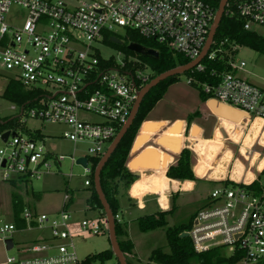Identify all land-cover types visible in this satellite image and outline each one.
Masks as SVG:
<instances>
[{
	"label": "built area",
	"instance_id": "obj_1",
	"mask_svg": "<svg viewBox=\"0 0 264 264\" xmlns=\"http://www.w3.org/2000/svg\"><path fill=\"white\" fill-rule=\"evenodd\" d=\"M14 7L26 13L19 25L5 22ZM216 10L207 0H78L76 6L60 0H0V77L29 95L23 104L12 101L10 110L16 112L20 124L29 119L61 126L65 131L60 139L74 146L86 145L80 156L64 157L48 152L36 132L24 136L7 128L3 132H9L7 140L0 137L2 180H39L51 175L52 166L60 167L65 159L78 165L77 160L84 158L87 166H79L88 177L84 186L89 187L91 160L103 156L105 145L111 144L128 121L138 90L153 78L150 67L138 56L117 50L119 59L102 58L92 44L111 47L105 36L113 43L117 38L113 29L120 27L191 62L201 55ZM223 16L236 18L246 31L264 28V0H227ZM238 49L235 42L213 39L203 59L190 70L186 85L196 84L208 96L207 101L212 99L240 111L250 121L264 123V89L237 75L245 67L236 62ZM204 61L226 69H213L214 81L201 84L194 75L205 72ZM250 184L228 180L212 190L183 232L194 253L221 249L226 257L238 256L236 264H264V186L259 183V190L253 191L245 188ZM71 199L66 190L61 209L51 216L24 207L22 229L13 221L0 220L4 247L18 232L49 234L48 241L34 242L20 251L35 256L7 257L5 264H84L74 240L103 235L107 224L100 217L75 220L69 211ZM114 219L122 222L118 214ZM87 264L119 263L113 257L105 263Z\"/></svg>",
	"mask_w": 264,
	"mask_h": 264
},
{
	"label": "rangeland",
	"instance_id": "obj_2",
	"mask_svg": "<svg viewBox=\"0 0 264 264\" xmlns=\"http://www.w3.org/2000/svg\"><path fill=\"white\" fill-rule=\"evenodd\" d=\"M60 1L70 6H76L78 0ZM25 16L26 13L24 10L18 7H14L5 17V22H7L8 24L19 25L25 18ZM254 31L264 37V28L257 27ZM113 33L117 37L116 42L118 43V46L124 47V45L126 44V30L120 27H114ZM120 42H123V45H119ZM92 47L97 49L99 55L102 58H120L117 50L113 47H109L101 43H93ZM235 58L237 63L243 62L245 64L243 70L237 72V75L247 82L264 89V55H261L248 48L239 47L238 51L236 52ZM147 72H150L149 69H147ZM186 80L187 78L185 74L180 75L177 83L172 85V87H169L164 97L160 100V102L156 104V106L152 110V113L154 116L160 119H164V121H166L167 123H172L177 120H183L194 111L199 110V112L201 113V117L196 118L191 123L186 132V136H190L193 127L195 125H199L202 130L197 134V141L200 142L205 139H213L214 132L217 128H220V124L218 123V120L210 116V111L207 109L205 104L201 103L198 100L196 101L197 90L187 86ZM14 87V83L7 84V80L0 77V122L12 119L10 121L11 123L8 125V129H14L20 135L27 136L36 132L41 136V138H43V145L50 153H54L55 155H62L64 157L76 158L80 156L86 145L80 144L74 146L71 143L60 139L62 133H64L65 131L63 127L39 123L29 119L26 120L24 124L19 123V120L15 118V116H17L16 112L10 110L13 102L5 97V94H7L8 91H10ZM186 87L189 88V90H187ZM188 91L192 92L195 97L189 94ZM86 118L92 121H96V118L94 117ZM152 119L154 118L145 117L143 122H147ZM21 120H24V118H22ZM248 127L249 123L246 124V122L236 127V130L242 134L238 143H234L232 141L233 139L229 140L230 138L228 139V137L224 134L222 143H224L225 148H228L232 151L233 160L239 159L246 168H248L251 163L249 164L248 161H244L243 158L240 157V148H247L246 152L248 153L249 157H251L253 154L258 155V158L254 161V165H252V173L256 176V178L259 179V183L264 186V173L257 175L254 171L259 158L264 156V146H261L259 144V141H257L252 149H248L249 146H246L244 144V139L248 132ZM138 132L136 133V135L138 134ZM161 133H163V131L159 132L158 134L160 135ZM198 142L193 143V145L186 144L184 147L188 148L192 152V165H194L195 159H198V156L194 151L196 150ZM149 144L152 145L151 142ZM2 147V142L0 140V149H2ZM107 147L108 146L105 145L104 149L106 150ZM233 160L227 166L229 171H231L232 169L234 163ZM69 174H72V176L70 178H67ZM83 175L84 173L82 167L79 165H72V162L69 159H65L60 167L52 166L51 175L43 176L39 180L29 179L25 181H18L16 179L14 184H11V182L3 181L0 173V220L5 223H10L13 221L14 196H16V198L21 202L23 207L36 210L38 215L45 214L51 216L53 214H56L61 209L63 203V195L65 194L66 189L67 192L72 196L69 211L77 216V221L81 219H97L98 217L105 218L102 209L89 211L86 210V201L89 198L90 192L84 186V181L87 180L88 177H84ZM158 182L159 181H157V184ZM173 184H176L173 186V188L177 189L179 183L173 181ZM220 185L221 183L213 184L208 182H197L195 188L191 192H180V194L177 195L169 194L168 197H164V195L160 193L156 194L158 196V200L161 197H163L164 199L167 198V200L169 201V208L170 202L173 198L172 201L174 204V209L173 212L166 218L167 227L156 229L148 233H141L137 221H133L132 223L127 225L129 239L134 246L132 255H127L128 263L156 264L153 261H150V256L153 251L159 249L164 253H169L170 248L165 236L166 229L175 228L180 225H188L189 223H191L196 213L200 211L205 205L206 199L208 198L212 190L218 188ZM171 196L174 197L171 198ZM133 198H137L140 200L142 196ZM153 198L155 197H152V199ZM117 200L120 204H122L120 197ZM161 205L162 203L160 204V207H162ZM140 206L142 208V203L140 204ZM169 208L167 210H169ZM159 211L163 210L159 209ZM122 212L123 210L121 211L120 207L117 214L121 217V220L123 219V221L126 222V219L122 218ZM139 215L141 217L148 216L150 215V211L146 210L139 213ZM125 225L126 224H123L122 227L126 228ZM107 236L108 234L105 233L103 235L95 237L87 236L83 239H75L74 243L76 246V253L78 255V258H85L87 252L95 255V253L98 254L102 250H105L106 248L103 247L104 244H106V247L108 246ZM12 238L14 242V248L10 251H7L6 255L8 257L16 258L19 256L18 248L20 245L25 246L30 240L36 239L38 240H36L35 243L40 244L43 242V240H48L49 234L46 231L32 230L24 231L21 233L18 232L13 235Z\"/></svg>",
	"mask_w": 264,
	"mask_h": 264
},
{
	"label": "trees",
	"instance_id": "obj_3",
	"mask_svg": "<svg viewBox=\"0 0 264 264\" xmlns=\"http://www.w3.org/2000/svg\"><path fill=\"white\" fill-rule=\"evenodd\" d=\"M214 6L215 9L218 8L220 0H207ZM126 44L124 47H119L118 44L111 43L109 41L110 37L105 36V43L109 44L116 50H120L127 55L138 56L143 62H145L153 72V78L167 70L173 69L177 66H182L189 61L183 57L176 55L173 56L169 50L161 45L156 44L153 41L146 40L138 35L136 31L126 30L125 33ZM227 39L229 42H235L239 47L248 48L255 51L261 55H264V37L257 34L254 31H246L243 28L242 22L238 21L236 18H230L222 16L214 40ZM128 44H138L145 49H153L157 52V57H149L144 55H139L133 53L127 49ZM206 70L204 73L195 74L196 80L203 83H211L214 78L211 76V71L216 69L218 72L223 71L224 66L217 63H206ZM186 78L191 76L190 71L185 73ZM193 76V75H192ZM180 76H175L169 78L155 88H153L149 93L143 98L136 118L133 125L125 134L117 148L115 149L112 156L109 158L108 162L102 169L100 173V184L102 191L106 197V200L111 208L113 215H117L119 211L118 201L115 196L118 193L119 187L124 191L129 188V194L131 197L143 196L146 193L157 194L158 180L164 181L169 184L171 180H176L179 182L189 181L197 182L198 179L195 178L192 171V152L188 149H183L175 164L170 166L164 174L156 176H140L138 178L137 174L131 173L127 167L126 163L129 157V152L138 132L142 122L149 112L155 107V105L163 98L167 89L177 83ZM15 84V83H14ZM192 88L197 90L198 98L202 103L207 101L208 96L202 92V88L198 87L196 84L191 85ZM5 97L10 101L17 103H25L29 100V95H26L23 90L15 84V87L5 94ZM201 113L195 111L186 119V129L188 130L191 123L196 118H200ZM11 122L9 120H4L0 123V134L3 133ZM99 159L91 160V175H90V186L87 189L90 192L89 198L86 201L89 210H99L102 209L100 202L93 187V172L98 163ZM264 173V170L261 174ZM168 179H167V178ZM14 184V182H11ZM229 184V182H226ZM231 184V183H230ZM132 185V186H131ZM245 187V186H243ZM246 189H251L253 191L259 190V179L257 178ZM177 195V194H176ZM174 196H171V198ZM173 200V198H172ZM170 202V208L167 211H158L157 213L149 216L141 217L137 220L138 227L141 233L152 232L156 229H162L167 227V216L173 212L174 204L173 201ZM72 201V199H71ZM24 209L21 202L14 196L13 204V223L17 229L24 228L25 224L20 218V214ZM190 228V223L188 225H180L175 228H167L165 232L166 240L168 241L170 252L164 253L161 250H155L150 256V261L156 264H236L238 261V256L226 257L221 249H212L208 252L196 254L192 250L191 242L188 238H180L179 236ZM115 232L120 250L125 255L127 261V255H132L133 245L129 240H124L126 237V231L123 229L121 224L115 223ZM121 239V240H120ZM113 258L112 252L110 250H105L95 255L88 256L84 260V264L90 261H98L100 263H105ZM128 263V261H127ZM129 264V263H128Z\"/></svg>",
	"mask_w": 264,
	"mask_h": 264
},
{
	"label": "crops",
	"instance_id": "obj_4",
	"mask_svg": "<svg viewBox=\"0 0 264 264\" xmlns=\"http://www.w3.org/2000/svg\"><path fill=\"white\" fill-rule=\"evenodd\" d=\"M186 89L189 90V88L187 87ZM188 93L194 96L192 92L188 91ZM197 100L200 101L198 98V94H197L196 101ZM210 101H213V100H210ZM203 104L206 105V103H203ZM224 106L231 108L227 105H224ZM152 110L149 112L147 117H153L154 119L149 120L147 122H142L141 124L142 126L139 128V132L133 140V143H132V146L129 152V159L127 160V163H126L127 169L131 173H136L138 175V178H140V176H156L160 174L165 175L168 168L175 164L179 156L178 154L179 151H182L183 149H188V148H184L186 144L193 145V143L198 142L196 139L198 138L197 134L200 133L202 130L199 125H195L193 129L191 130V135L186 136L187 117L183 119L184 121L177 120L172 123H167L166 121H164V119H160L154 116L152 113ZM233 110L236 112H240L236 109H233ZM196 111H199V110H196ZM209 113H210V116L218 120V123L220 124V128L219 129L217 128L215 130L213 139H205L203 141L198 142V145L196 146V150H194L198 156V159L197 158L195 159V163L192 167V171H193V175L195 176V178L198 179L197 182H208V183L218 184V183H223L228 180H232L235 182H244L245 184L252 183L254 180L257 179L256 176L252 173V170H253L252 165H254V161L258 158L257 157L258 155L253 154L251 157H249L248 153L246 152L247 148H244V147L240 148L239 150L240 157H242L244 161H248L249 164L251 163L250 166L246 168L239 159L233 160L232 151L224 147V143H222V139L224 138L223 137V134H224L228 137V139L230 138L229 140L233 139L232 141L234 143H238L242 134L236 130V127L246 122V124L249 123V127H248V132L244 139V144L246 146H249L248 147L249 150L254 147L257 141H259V144L261 146H264V123L258 119L250 121L247 118V116L241 112H240L242 114L241 117H244L242 119L241 117L237 119L236 118L234 119V117L230 119L223 118V117L220 118V117L214 116L211 112ZM156 126H157L156 128L157 130H151L152 127H156ZM161 127H163L161 130V132L163 131V133L159 135L158 131ZM162 136L165 137L169 141H176L177 149L174 152H169V150L164 149L165 151L163 153V152H160L162 148H156V151L160 154V164L154 170H141V169H137L136 167H134L131 164V159L136 155V151L138 150L140 145L148 141L150 138L153 139L156 137L157 139H155L154 142H151L152 145L149 144L150 142L148 143V145L154 147L155 143H157L158 138ZM139 137H144V140L141 142V144L138 145L136 142ZM232 160L234 163H233L231 171H229L227 166ZM263 170H264V156L259 158L258 162L256 163L254 171L257 175H260ZM168 180L171 181L169 184H166L161 179L158 180L159 181L158 182V189H159L158 193L163 194L164 197H168L169 194L174 195V194H180V192H185V193L191 192L195 188V185L197 183V182H189V181L179 182V181L171 180V179H168ZM173 181L179 183V185L177 186V189L173 188V186L176 185V184H173ZM120 188L118 189V193L115 196V198L117 200L120 197L122 204H120L119 201L117 200L119 209L121 207V211L123 210L122 218L126 219V222H124L122 219V223H121V226L123 224H126L125 225L126 228L123 227V229L126 231V237H124L123 239L129 240L131 242V240L129 239L127 225L141 218L139 213L144 212L146 210L150 211V215L157 213L159 209L163 211H167V209L169 208V201L167 200V198L164 199L163 197L159 198L158 200V196L153 193H146L139 200L137 198H133L130 196L129 194L130 188L127 191H124L122 188L121 190ZM152 197H155V198L152 199ZM141 203H142V208L140 206ZM161 203H162L161 205L162 207H160ZM86 210L89 211L87 206H86ZM73 216H74V219L76 220L77 216H75L74 213H73ZM36 240H30L27 243V245L36 242ZM107 243H108V246L106 247V244H104L103 248H106L105 250H110L109 249L110 244L108 242V239H107ZM25 246H22V245L19 246L18 248L19 256L18 257L26 258V257L35 256L34 254H25V255L21 254L20 251ZM13 248H14V242H13ZM105 250H102L101 252ZM133 251H134V246H133ZM6 252L7 251L5 250L4 245L0 242V264H5L6 258L8 257L6 255ZM87 254L85 258L80 259V260H85L88 256L93 255L92 253L90 254L89 252H87Z\"/></svg>",
	"mask_w": 264,
	"mask_h": 264
},
{
	"label": "water",
	"instance_id": "obj_5",
	"mask_svg": "<svg viewBox=\"0 0 264 264\" xmlns=\"http://www.w3.org/2000/svg\"><path fill=\"white\" fill-rule=\"evenodd\" d=\"M226 2H227V0H220V2H219L218 8L215 12L214 20H213L212 25L210 27L208 37H207L206 43L204 45V48L201 52L200 57L197 60L191 61L185 65H182V66H177L173 69L167 70V71L155 76L145 86H143L141 89L138 90L137 98H136L135 103L133 105V108L131 110V114H130L128 121L125 123V125L122 127V129L120 130L118 135L115 137V139L108 146L105 153L99 159V161H98V163L94 169V172H93L94 191L97 195V198H98L100 205L102 207V210L104 212L105 221L107 224V234H108L107 239H108V242L110 244V251L112 252L113 257L117 260V262L119 264H128V263L126 261L125 255L120 250V247H119V244L117 241L116 232H115V219H114V215L111 211V208H110V206L106 200V197L102 191V188H101L100 173H101L102 169L104 168V166L106 165V163L108 162L109 158L114 153L115 149L117 148V146L119 145L121 140L123 139V137L125 136V134L128 132V130L133 125V122H134L136 115L138 113L140 104H141L143 98L149 93V91H151L158 84H160L161 82H163L169 78H172L175 76H180V75H183V74L189 72L203 59V57L205 56V54L207 53V51L209 50V48L212 44V41L214 39V36L216 34V31L218 29V26H219L220 21H221L222 16H223ZM112 42L117 43L115 38L112 39ZM127 49L133 53H136L139 55H144V56H149V57H155L156 58L158 55L156 51L151 50V49H145L138 44H129L127 46ZM206 106L209 109V111L216 117H220V118L223 117V118H227V119L234 117V119L235 118L237 119V118L242 116V114L240 112H236L233 109L228 108V107H226L222 104H219L217 102H214V101H210V100L207 101ZM242 118H244V117H241V119ZM156 128H157V126L152 127L151 130H157ZM162 128L163 127H161L159 129L158 133L161 132ZM8 136H9V132L6 131L5 133L1 134L0 137H1L2 141H6ZM139 138L137 139V142H136L138 145L141 144V142L144 140V137H139ZM155 139H157V138L155 137ZM155 139L150 138L148 141H146L145 143L140 145V147L136 151V155L131 159V164L134 167H136L137 169H141V170H154L160 164V154L156 151V148H162V150L160 152H163V153L165 151L164 149L169 150V152H174L177 149V142L176 141H169L163 136L158 138L157 143H155L154 147L148 145L149 142H154ZM180 152L181 151H179L178 154H180ZM77 164L81 165L82 167L85 168L87 166V160L84 158L78 159ZM134 174H136V173H134ZM179 237L180 238H187L188 234L182 233ZM4 244H5V250L6 251L12 250L13 241L11 239L6 240Z\"/></svg>",
	"mask_w": 264,
	"mask_h": 264
},
{
	"label": "bare ground",
	"instance_id": "obj_6",
	"mask_svg": "<svg viewBox=\"0 0 264 264\" xmlns=\"http://www.w3.org/2000/svg\"><path fill=\"white\" fill-rule=\"evenodd\" d=\"M212 100V99H211ZM214 101V100H213ZM232 108V107H231ZM234 109V108H233Z\"/></svg>",
	"mask_w": 264,
	"mask_h": 264
}]
</instances>
